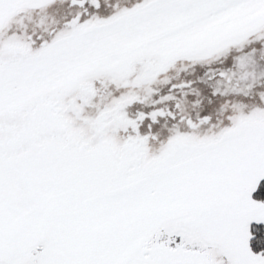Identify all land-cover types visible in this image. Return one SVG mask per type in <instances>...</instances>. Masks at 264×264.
<instances>
[{"label": "snow or ice", "instance_id": "snow-or-ice-1", "mask_svg": "<svg viewBox=\"0 0 264 264\" xmlns=\"http://www.w3.org/2000/svg\"><path fill=\"white\" fill-rule=\"evenodd\" d=\"M0 264H264V0H0Z\"/></svg>", "mask_w": 264, "mask_h": 264}]
</instances>
